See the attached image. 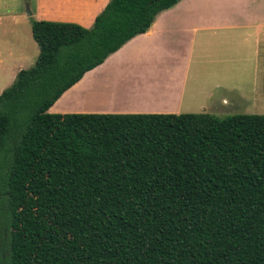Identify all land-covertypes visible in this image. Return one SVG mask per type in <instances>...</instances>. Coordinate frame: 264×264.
Listing matches in <instances>:
<instances>
[{
  "label": "trees",
  "instance_id": "16d2710c",
  "mask_svg": "<svg viewBox=\"0 0 264 264\" xmlns=\"http://www.w3.org/2000/svg\"><path fill=\"white\" fill-rule=\"evenodd\" d=\"M178 1L30 17L38 56L0 93V264H264V115L47 111Z\"/></svg>",
  "mask_w": 264,
  "mask_h": 264
},
{
  "label": "crops",
  "instance_id": "0c3cea01",
  "mask_svg": "<svg viewBox=\"0 0 264 264\" xmlns=\"http://www.w3.org/2000/svg\"><path fill=\"white\" fill-rule=\"evenodd\" d=\"M108 1L0 0V30L11 35L0 47V83L20 70L30 17L90 27ZM47 111L264 115V0L178 1Z\"/></svg>",
  "mask_w": 264,
  "mask_h": 264
},
{
  "label": "rangeland",
  "instance_id": "374dc122",
  "mask_svg": "<svg viewBox=\"0 0 264 264\" xmlns=\"http://www.w3.org/2000/svg\"><path fill=\"white\" fill-rule=\"evenodd\" d=\"M27 6L25 5V8ZM16 9H20V7L17 4ZM2 13V12H0ZM31 23L27 21L25 28L23 27V25L21 24V47L23 48V52L25 51V55L23 54V57H25V59L21 60L18 69H28L30 67H32L36 61V58L38 56L39 53V48L37 43L35 42V40L32 37L31 34ZM11 35H9L8 33H5L3 30H0V47L6 48L8 46V38ZM25 45V48H24ZM16 70V71H17ZM15 76H13V78H11L10 80H5V82L0 83V93L3 89H5L6 87H8L9 85H11V83L14 81Z\"/></svg>",
  "mask_w": 264,
  "mask_h": 264
},
{
  "label": "water",
  "instance_id": "95a60500",
  "mask_svg": "<svg viewBox=\"0 0 264 264\" xmlns=\"http://www.w3.org/2000/svg\"><path fill=\"white\" fill-rule=\"evenodd\" d=\"M27 12H29V14L31 13V11H30V8H29V5L27 4Z\"/></svg>",
  "mask_w": 264,
  "mask_h": 264
}]
</instances>
